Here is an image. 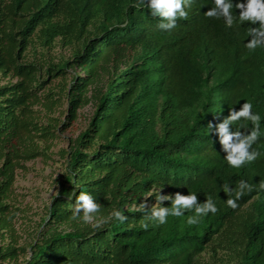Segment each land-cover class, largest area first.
I'll return each instance as SVG.
<instances>
[{"label": "trees", "instance_id": "16d2710c", "mask_svg": "<svg viewBox=\"0 0 264 264\" xmlns=\"http://www.w3.org/2000/svg\"><path fill=\"white\" fill-rule=\"evenodd\" d=\"M229 2L231 28L206 17L214 0H192L189 18L166 31L139 0H0V264H264V46L245 47L254 25L239 22L241 0ZM246 101L260 116V156L233 168L208 124ZM87 105L85 127L59 150L57 193L21 243L18 170L51 158ZM241 125L253 127L241 119L231 131ZM241 179L253 190L232 209L222 186ZM159 190L211 196L219 211L158 224L149 217ZM81 191L101 206L92 223L72 219Z\"/></svg>", "mask_w": 264, "mask_h": 264}, {"label": "clouds", "instance_id": "9594fccd", "mask_svg": "<svg viewBox=\"0 0 264 264\" xmlns=\"http://www.w3.org/2000/svg\"><path fill=\"white\" fill-rule=\"evenodd\" d=\"M140 4H146L151 11L152 16L162 17V22L158 27L162 30L170 31L177 26L178 20H187L189 18L188 8L191 7L192 0H139ZM214 7L205 12L208 18H223L226 26L231 28L236 22V18L232 14L233 4L229 0H214ZM138 6V5H137ZM236 8L239 9V22H250L253 27L249 28L248 35L250 40L245 44V47L250 51H255L256 48L264 46V0H241L236 3ZM253 105L246 101L242 107L237 110L235 107L230 108L229 114L223 118L218 124L209 122L208 127L211 132H215L219 136L220 143L223 150L227 153L225 159L229 166L233 168H240L246 163H251L257 160L260 156V152L252 148V145L259 139V122L260 116L252 111ZM241 119L251 121L253 127L250 133L247 131L246 126L241 125L236 128V131H231V126ZM244 129V131H241ZM259 188L264 190V180L259 183ZM222 190L227 194L228 199L226 204L232 209L239 207L238 200H240L245 191L251 192L253 185L247 181L241 179L238 182V189H233L229 184H224ZM233 193L235 196L233 198ZM75 196V207L72 210V219L76 220L80 218V213H83L82 220L85 223H92L94 215L101 211V206L98 204L94 197L81 191L78 196ZM152 196L149 192L145 197V203H140L136 209L138 211L147 210L146 199ZM157 203L151 207L150 219L158 224L167 223L169 215L175 217H181L185 211L194 210L195 215L189 216L187 223L189 225H197L202 216L208 215V213L216 214L219 209L217 208L214 200L211 196H206L205 202L202 204L198 200L196 193L189 192V194H182L176 192L174 197L172 195H162L159 193L155 195ZM72 197H68L71 199ZM171 200V208L160 206L163 201ZM110 217L118 219L121 223L128 220V217L119 210H114ZM99 227V225H96ZM131 227V225H129ZM141 227L147 230L148 223H142Z\"/></svg>", "mask_w": 264, "mask_h": 264}, {"label": "rangeland", "instance_id": "374dc122", "mask_svg": "<svg viewBox=\"0 0 264 264\" xmlns=\"http://www.w3.org/2000/svg\"><path fill=\"white\" fill-rule=\"evenodd\" d=\"M55 54H66V50L56 48ZM91 106L82 109L79 121L68 130L61 133L49 150L51 158H38L26 162L27 169H19L14 185L13 202L19 208L16 226L21 235L20 242H30L41 219L46 215L47 206L52 196L57 193L56 178L64 171L65 162L59 150L68 146L70 138L78 135L85 127ZM57 115L60 112L56 113ZM63 118V116H62ZM24 257L21 258L23 260Z\"/></svg>", "mask_w": 264, "mask_h": 264}]
</instances>
